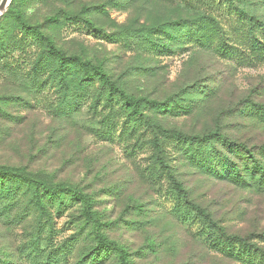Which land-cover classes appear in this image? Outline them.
<instances>
[{
	"label": "rangeland",
	"instance_id": "obj_1",
	"mask_svg": "<svg viewBox=\"0 0 264 264\" xmlns=\"http://www.w3.org/2000/svg\"><path fill=\"white\" fill-rule=\"evenodd\" d=\"M230 3L11 0L0 38H20V19L45 39L26 38L24 50L11 55L14 66L0 64V167L82 192L88 209L54 207L49 219L24 184L13 204L4 195L0 208L10 209L0 219V264H264L253 250L238 258L234 250L230 257L219 252L215 231L194 218L183 198L226 235L264 253L257 172L245 175L242 160L216 144L219 156L245 175L242 182L227 179L224 161L190 162L176 141L218 133L251 151L264 148V61L252 53L239 13L264 23V0ZM208 15L217 26L197 48L190 29ZM59 57L90 62L126 95L143 99V122L127 119L117 103L108 106L98 82L76 64L65 78L58 75ZM255 160H262L257 152ZM97 237L109 249L97 252Z\"/></svg>",
	"mask_w": 264,
	"mask_h": 264
},
{
	"label": "trees",
	"instance_id": "obj_2",
	"mask_svg": "<svg viewBox=\"0 0 264 264\" xmlns=\"http://www.w3.org/2000/svg\"><path fill=\"white\" fill-rule=\"evenodd\" d=\"M227 1L228 3H232V0ZM239 13L244 18V23L248 38L250 40L252 53L255 54L256 58H259L264 61V41L261 42L258 38L259 34L262 35V37L264 38V23L258 22L254 17L246 16L245 14H243L244 12ZM4 18L5 16L1 18L0 22ZM17 20L20 24V30H18L17 33L22 34V36L19 38L16 33H14L11 36H8L6 39L0 38V64L8 68L14 66V62L11 61V55H13V53L15 52H20L24 50L26 38H30L32 42L42 41L44 38L37 28L29 27L24 21L20 19ZM199 23L201 24L190 29L193 31L192 33L196 37L195 44H197V48L204 47L206 40H212V37L208 35L207 29L215 28L217 26L216 19L209 15L206 17V19H202ZM222 41L225 42V38H223ZM49 50L55 54L57 53L54 51V48L50 47ZM216 52L219 57H224L226 50L224 47H219L218 49H216ZM59 59L61 66L59 67V70L57 72L58 75H60L62 78H65L63 77L64 71H66V69L71 66L72 63L76 64L79 69L84 70V72L88 75V78H92V82H98L100 89H102L106 94V101L107 104H109L108 106H112V104L117 103L118 105H120V109L123 111L124 115H126L127 119L131 120L132 122H143L145 118L144 111L145 109H147L144 104V100L141 98H135L126 95L122 91V89L116 86L112 78L107 73H105L102 68L92 65L90 62H80L78 59L75 58L66 59L63 57H59ZM44 69V65L38 66L37 70L33 71V77H36L37 74ZM259 107L261 110H264L263 106ZM176 141L179 145L182 146V148L186 147L183 149V151L185 149L188 151L186 157L188 158V160H190V162H192L193 160H198V163H202L204 165L206 164L208 166L211 161H224V166L226 168L225 174H227V179H232L235 182H242L243 177L245 175L257 172L259 178H255V182H260L261 184H264V163H261L264 160V148H260L259 151H251L243 145H236L226 141L218 133H210L202 137H192L190 139L178 135ZM216 144H220L228 151H230V153L234 157H237L238 159L242 160L243 168L241 169L245 175L239 174V169L236 165L230 163L229 157L225 159L224 157L219 156V153H217L215 150ZM256 152L261 156V161L255 160ZM209 169L211 171L213 170L211 166ZM23 184L25 185L23 188H25V190H28V192L32 193V205L37 207L41 214H46V217H48L49 219L51 218V212L48 211V209H54V207L57 208L55 210V213L61 212V210L68 206L72 207L76 205H82V207H86V209H88L87 198L82 192H77L67 186L58 187L41 183L38 180L32 178L30 174L22 170L0 167V193L2 194L0 195V198H4V195H8L10 196L8 203L13 204V202H16L18 198L15 193L18 189H21V186ZM173 184L177 186V183L174 182ZM175 189L178 191L181 190L178 187H175ZM183 198L184 202L189 207L188 210H190L194 215V218H196V220L200 221L202 224H205L207 227L211 226L212 229L215 231L214 247L219 252L221 251L222 254L227 257H230L232 256L234 250L238 258L242 251L253 250L255 253L260 254V256L264 258V253L259 252L257 249H254L253 246L249 245L246 240L235 236H228L224 233L222 229L217 228V226L211 221L210 217L207 214L201 211L197 206L192 205L188 202L186 195H183ZM8 209H10V206L8 205L6 206V208H0V219H7L6 213L8 212ZM86 212L88 215V211ZM46 222L48 221H45V223ZM97 238L99 239L97 252L100 251V248L103 250H106L107 248L109 249L110 245H107L106 243L102 242L101 237ZM72 244L73 243L66 244L64 246L65 249H68V247H70ZM235 247H237L238 249L235 250ZM59 251L65 254V251L62 248H59ZM53 262L54 261H47L45 264H51Z\"/></svg>",
	"mask_w": 264,
	"mask_h": 264
},
{
	"label": "water",
	"instance_id": "obj_3",
	"mask_svg": "<svg viewBox=\"0 0 264 264\" xmlns=\"http://www.w3.org/2000/svg\"><path fill=\"white\" fill-rule=\"evenodd\" d=\"M10 2H11V0H1L0 1V18L2 17L3 13L7 9Z\"/></svg>",
	"mask_w": 264,
	"mask_h": 264
}]
</instances>
